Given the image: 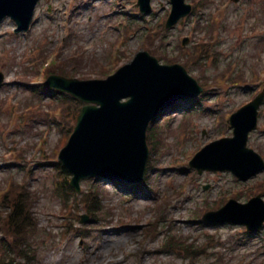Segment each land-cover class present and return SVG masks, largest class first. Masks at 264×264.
<instances>
[{
  "label": "rangeland",
  "instance_id": "rangeland-1",
  "mask_svg": "<svg viewBox=\"0 0 264 264\" xmlns=\"http://www.w3.org/2000/svg\"><path fill=\"white\" fill-rule=\"evenodd\" d=\"M187 1L195 12L168 30L169 0H151L144 16L138 0H41L26 33H15L11 19L0 25V256L5 241H15L9 220L24 200L30 264H264V228L250 233L203 220L231 200L264 199V171L242 182L230 172L199 174L189 164L209 143L233 136L229 117L263 88L264 0ZM162 49L205 91L158 119L145 182L93 177L81 182L80 194L60 191L57 158L79 104L33 85L42 86L61 66L71 78L106 79L141 50L172 64ZM48 61L56 65L43 66ZM248 146L264 158V106ZM96 190L94 215L86 201Z\"/></svg>",
  "mask_w": 264,
  "mask_h": 264
},
{
  "label": "water",
  "instance_id": "water-1",
  "mask_svg": "<svg viewBox=\"0 0 264 264\" xmlns=\"http://www.w3.org/2000/svg\"><path fill=\"white\" fill-rule=\"evenodd\" d=\"M151 0H140L143 13L150 12ZM239 0H235L238 2ZM39 0H0V24L12 18L19 32H26ZM172 8L166 28L174 27L192 12L186 0H170ZM3 75L0 74V84ZM47 84L68 93L85 106L59 160L73 177L70 185L81 192V181L99 176L139 183L149 160L147 131L150 123L173 103L200 95L203 88L179 65H163L149 52L141 51L134 60L105 80H78L51 76ZM264 93L231 117L234 137L206 146L191 165L203 171L231 172L247 180L264 169L263 159L247 147L250 132L258 126V110ZM206 159L200 166L197 162ZM256 208V210H255ZM205 219L230 222L257 230L264 223L261 197L247 204L231 201ZM88 218L83 217L82 222Z\"/></svg>",
  "mask_w": 264,
  "mask_h": 264
},
{
  "label": "trees",
  "instance_id": "trees-1",
  "mask_svg": "<svg viewBox=\"0 0 264 264\" xmlns=\"http://www.w3.org/2000/svg\"><path fill=\"white\" fill-rule=\"evenodd\" d=\"M163 51V56H161L162 58H164L165 60H167L168 62L172 63V62H177V59H171L168 58L169 56L166 54L165 50H161ZM60 70L58 72L52 71V73H57V74H61V75H65V76H70V73L68 72V70L66 69V66H61L59 67ZM65 98H70L69 96L65 95ZM75 104H79V108H78V113L77 115H75V119L78 116L80 110H81V104L79 102H75ZM77 106V105H76ZM156 126H152V128L150 129V134L154 132V130L156 129ZM60 172H63V185L60 187V191L66 192L70 189L69 186V175L68 173L62 168L61 164L58 163ZM11 192L13 193L14 191L11 190ZM95 193L92 194V191L90 192L89 195V199L86 201L87 204V208L91 211L90 213L92 214H97V210L96 209H100V191L96 190L94 191ZM19 196V193H18ZM15 207L12 211L11 217L9 221H13L15 227L12 228L14 230L13 235L15 238V241L10 242L9 240H6L5 243L2 245L3 246V256L0 258V264H30L29 260H30V255L26 250V240H25V236L28 232L27 226H30V214L27 211V206L25 201L20 200L17 201L15 204ZM8 221V222H9ZM7 222V223H8ZM30 224V225H29ZM11 228V227H10ZM8 232V231H7ZM15 233V234H14ZM171 244V242L168 243V246ZM18 260H21V263L18 262Z\"/></svg>",
  "mask_w": 264,
  "mask_h": 264
}]
</instances>
